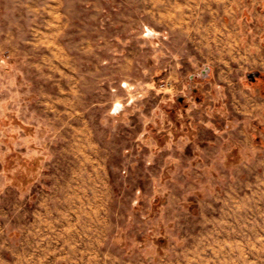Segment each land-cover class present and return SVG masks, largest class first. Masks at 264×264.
Returning a JSON list of instances; mask_svg holds the SVG:
<instances>
[{"label":"rangeland","instance_id":"rangeland-1","mask_svg":"<svg viewBox=\"0 0 264 264\" xmlns=\"http://www.w3.org/2000/svg\"><path fill=\"white\" fill-rule=\"evenodd\" d=\"M208 29L130 0H0V208L22 176L45 195L11 264H264V125L213 104Z\"/></svg>","mask_w":264,"mask_h":264},{"label":"crops","instance_id":"crops-1","mask_svg":"<svg viewBox=\"0 0 264 264\" xmlns=\"http://www.w3.org/2000/svg\"><path fill=\"white\" fill-rule=\"evenodd\" d=\"M130 2L132 6L141 2L146 10L149 26L162 23L179 27H209V35L197 39L200 44L196 47L202 57H210L213 60L209 64V72L214 75L218 92L213 104L216 107L225 104L229 109L231 104L237 113L243 115L242 117L249 120L257 119L264 125V0H130ZM147 29L154 35V31L148 26ZM184 31L187 32V28ZM235 69L248 75L249 81L245 82V87L239 86L238 93L233 92L230 96V72H234ZM221 86H224L226 93H222V88L219 89ZM227 116L230 122V114ZM259 128L261 135L264 126ZM226 133H230V130ZM20 178L18 208L16 209L15 204L11 205L9 200L0 208L2 264H11L10 255L13 254L16 239L17 243L26 240L30 227L35 225L34 221L39 215V210L27 209L24 203L34 197L39 201L45 197L37 183H33L27 189L25 177ZM9 181L4 190L10 192L12 185ZM6 249L9 256L5 252Z\"/></svg>","mask_w":264,"mask_h":264},{"label":"bare ground","instance_id":"bare-ground-1","mask_svg":"<svg viewBox=\"0 0 264 264\" xmlns=\"http://www.w3.org/2000/svg\"><path fill=\"white\" fill-rule=\"evenodd\" d=\"M263 195V194H262ZM255 211H257V210H255ZM258 212V211H257ZM254 227V226H253Z\"/></svg>","mask_w":264,"mask_h":264},{"label":"trees","instance_id":"trees-1","mask_svg":"<svg viewBox=\"0 0 264 264\" xmlns=\"http://www.w3.org/2000/svg\"><path fill=\"white\" fill-rule=\"evenodd\" d=\"M26 179V178H25Z\"/></svg>","mask_w":264,"mask_h":264}]
</instances>
